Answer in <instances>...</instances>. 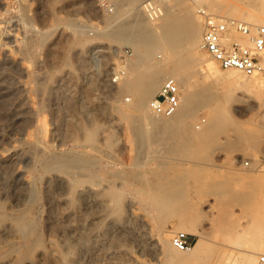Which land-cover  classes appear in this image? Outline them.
Here are the masks:
<instances>
[{"label": "rangeland", "instance_id": "obj_1", "mask_svg": "<svg viewBox=\"0 0 264 264\" xmlns=\"http://www.w3.org/2000/svg\"><path fill=\"white\" fill-rule=\"evenodd\" d=\"M107 1L114 12L98 0H0V264H108L114 227L127 222L160 242L155 252L130 234L125 251L141 264H264V75L250 76L261 88L244 89L235 78L248 76L222 69L201 45L205 14L246 21L264 0H153L196 35L171 51L145 47L156 61L150 76L137 48L108 33L135 14L154 20L145 0ZM150 77L179 79L177 111L149 106L158 93ZM125 78L141 88L121 92ZM53 173L69 180L71 202L53 207L64 215L50 223ZM80 184H97L104 200ZM181 230L196 234L198 251L172 243ZM50 239L57 260L39 255ZM177 251L190 260H174ZM129 254L124 264H134Z\"/></svg>", "mask_w": 264, "mask_h": 264}, {"label": "bare ground", "instance_id": "obj_2", "mask_svg": "<svg viewBox=\"0 0 264 264\" xmlns=\"http://www.w3.org/2000/svg\"><path fill=\"white\" fill-rule=\"evenodd\" d=\"M256 1L259 2V0H256ZM258 4H259V7L254 8L251 11V14H250L248 20H246L247 22H249L252 25L264 22V9H263L261 3H258ZM157 11L161 12L160 13L161 15L159 16V18H155L154 20H151L148 17H140L139 15L135 14L133 16L131 24L129 22H126V24L121 23L122 25H118L116 27L113 26L112 28H109L110 30L108 32L110 35L115 36L119 40H121L125 43H131L137 48V50H138V61L139 62H136V65L138 67H142L143 69H142L141 73L148 74V76H150L151 74H154V72H157V70H156V68H154L156 61L151 59V55L147 51L146 48L152 47L153 45L156 44V42H160L163 47H165L171 51L173 46H175L176 42L178 41V39L183 34H185L186 32L191 34L190 36L192 37L193 40L195 39V35H196V31L187 30V28H185V26H184V21H188V18L184 19L183 15L177 16L172 11H169L167 8L160 7V8H157ZM123 23H125V22H123ZM201 45H203V38H202ZM97 47H102V48H97ZM97 47L96 48L98 51H100V49H102L101 51H103V49H106L107 47H108L107 49L110 50L111 45H103V46H97ZM106 52H108V51H106ZM99 54H102L101 56H105L104 53L100 52ZM80 55H81V53H80ZM110 60H112V59H110ZM213 61L215 63H217V61H215L214 59H213ZM148 62H150L149 66L146 65ZM235 71H239V70H235ZM239 72H241V71H239ZM241 73L244 74L243 72H241ZM244 75H246V74H244ZM254 75H260V74H254ZM254 75H246L248 77H242V78L237 77V78H235V82L240 87H242L244 89L245 88L250 89V91L254 90V89L261 88L260 82L255 81L253 77H250V76H254ZM148 76H146V77H148ZM107 77H108V74H107ZM174 79L178 83L180 82L178 78L174 77ZM162 80H163V78L153 77V79H152L150 77L149 85H150L151 91H159L160 85H161L160 82ZM142 82H143L142 80H138V79L134 80L131 78H129V79L125 78V80H123L122 86L120 87L121 92H122V89H124V90L127 89L129 91V94H133L134 92H136L138 89L141 88ZM123 92L125 93V91H123ZM181 97H182V102H183L184 98H183V96H181ZM263 124H264V120H263ZM244 163H248V162L244 161ZM65 179H66L65 176L62 174H59V173H53L47 179L46 189L48 192H50L52 195H54L56 190H60V192L57 193V195H55V196L51 195V197H50V204L52 205V211H51V214L49 216L50 223L51 222L53 223V221H56V220L62 218L64 215L63 212H59L58 210L55 211L53 209V207L54 208L55 207H62V206L65 207L66 205H68L71 202V198L69 196V193L67 192L68 188L71 186H69L70 185L69 180H67V182H66ZM57 181H58V183H56ZM55 183L58 185H56ZM96 186H97V184H96ZM96 186L93 184L92 185L80 184L78 189H79V192L82 193V195H84L83 193L90 194L91 197L93 198L97 194L96 193L97 192ZM104 187L105 186L101 187L102 190H104L103 189ZM101 188L99 187V189H101ZM93 192H94V196L92 195ZM96 196H97V198H98V196L100 197L99 192H98V195H96ZM96 196H95V198H96ZM95 198H93V199H95ZM87 199H89V198H87ZM99 199L101 201L102 198L100 197ZM103 200L104 199H102V201ZM103 204H105V203H103ZM127 223H124L122 225L114 227L113 234L115 236L110 241L111 243L109 242L110 246L107 247V250H108L107 252L110 255V256H108L109 257L108 261L110 264H113V263L114 264H124V263H126L125 258L127 257V254H129V253H130L129 256H131L133 259L132 263L134 262V264H141V259L137 255L132 254L129 250L125 251V249H126L125 245L129 243V242H125V241H128V239H130V234H133V236L138 240L139 243L136 240L135 241L139 244V246L142 244H148L146 246L151 245L154 247V248L152 247L151 249H153V250L155 249L156 250L155 252H157V248H158V250L160 248L159 240H157L155 237H153V235H151L149 233V231L145 229V227H142L139 230L138 229L135 230L134 231V233H136V235H135ZM263 223L264 222H262V224ZM72 225H74V224H72ZM105 242L103 243L104 247H106V244H107V242H106V244H105ZM151 246H149V247H151ZM200 246H201V241L197 240L195 242L194 246L190 249L193 251V253H195L196 251H198ZM71 247H72V245H71ZM187 250H189V249H187ZM39 255H41V257L48 256L52 260H54L56 258L58 259V257H59L58 242L55 239H50L48 247L46 249H42L40 251ZM172 257L174 260H176L178 262L187 263L190 260L191 256L183 254L180 251H177V252L172 253ZM74 260L79 262L80 259L75 258ZM29 264H38V263L36 260L35 261L32 260V261H30Z\"/></svg>", "mask_w": 264, "mask_h": 264}, {"label": "built area", "instance_id": "obj_3", "mask_svg": "<svg viewBox=\"0 0 264 264\" xmlns=\"http://www.w3.org/2000/svg\"><path fill=\"white\" fill-rule=\"evenodd\" d=\"M98 6L110 12L115 10L107 0H98ZM143 6L144 12L151 18L158 16L153 0H145ZM205 15L202 48L219 66L224 70H239L246 75H264V23L252 25L242 19ZM122 51L125 56L132 54V49L128 47L122 48ZM123 73V64L112 66L110 80L117 83ZM181 91V86L175 79L166 77L158 93L150 98L149 106L160 114L168 115L177 111L182 102ZM172 243L181 250L192 247L189 233L182 230L174 232ZM261 261H264V255L261 256Z\"/></svg>", "mask_w": 264, "mask_h": 264}, {"label": "crops", "instance_id": "obj_4", "mask_svg": "<svg viewBox=\"0 0 264 264\" xmlns=\"http://www.w3.org/2000/svg\"><path fill=\"white\" fill-rule=\"evenodd\" d=\"M189 238H190V241L193 242V240H195L196 238V234L193 232L189 233Z\"/></svg>", "mask_w": 264, "mask_h": 264}]
</instances>
